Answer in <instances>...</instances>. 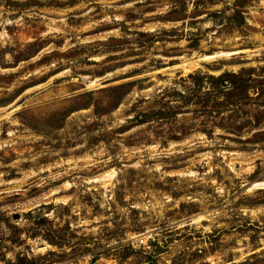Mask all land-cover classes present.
I'll list each match as a JSON object with an SVG mask.
<instances>
[{
  "label": "rangeland",
  "instance_id": "1",
  "mask_svg": "<svg viewBox=\"0 0 264 264\" xmlns=\"http://www.w3.org/2000/svg\"><path fill=\"white\" fill-rule=\"evenodd\" d=\"M249 68L264 0H0V264H264Z\"/></svg>",
  "mask_w": 264,
  "mask_h": 264
},
{
  "label": "trees",
  "instance_id": "2",
  "mask_svg": "<svg viewBox=\"0 0 264 264\" xmlns=\"http://www.w3.org/2000/svg\"><path fill=\"white\" fill-rule=\"evenodd\" d=\"M233 16L238 24H242L244 22V18L239 12H234ZM251 72L252 68H249L242 69L238 72L227 71L218 76H200L198 74H189L188 77H192L194 79V85L198 88L201 84H203V82H205L215 95L220 94L226 98L228 103H238L240 107H242L243 103H248L245 102V100L249 101L251 99L248 95L249 89L253 90L254 88H259L262 83H264L263 79H260L259 77H251ZM260 89L262 90L261 87Z\"/></svg>",
  "mask_w": 264,
  "mask_h": 264
},
{
  "label": "bare ground",
  "instance_id": "3",
  "mask_svg": "<svg viewBox=\"0 0 264 264\" xmlns=\"http://www.w3.org/2000/svg\"><path fill=\"white\" fill-rule=\"evenodd\" d=\"M210 57V56H209ZM105 176H109L108 174H106V175H104V177ZM106 179V178H105ZM108 180H109V178H108ZM257 185H261V186H264V182H260V183H257Z\"/></svg>",
  "mask_w": 264,
  "mask_h": 264
}]
</instances>
